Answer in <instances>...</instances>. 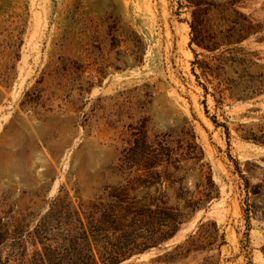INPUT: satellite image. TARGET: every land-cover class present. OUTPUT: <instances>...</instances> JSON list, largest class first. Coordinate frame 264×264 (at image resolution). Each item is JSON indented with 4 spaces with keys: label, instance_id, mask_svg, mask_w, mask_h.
Returning a JSON list of instances; mask_svg holds the SVG:
<instances>
[{
    "label": "rangeland",
    "instance_id": "rangeland-1",
    "mask_svg": "<svg viewBox=\"0 0 264 264\" xmlns=\"http://www.w3.org/2000/svg\"><path fill=\"white\" fill-rule=\"evenodd\" d=\"M194 11L212 33L240 16L251 27L220 48L235 50L219 79L193 73L195 54L214 68L221 53L190 44ZM186 122L219 188L195 217L215 223L225 244L176 263H165L173 247L129 264H264V0H0V264L30 258L33 247L16 241L57 195L78 207L119 180L130 125L154 138Z\"/></svg>",
    "mask_w": 264,
    "mask_h": 264
},
{
    "label": "trees",
    "instance_id": "trees-1",
    "mask_svg": "<svg viewBox=\"0 0 264 264\" xmlns=\"http://www.w3.org/2000/svg\"><path fill=\"white\" fill-rule=\"evenodd\" d=\"M193 5L199 10L203 4ZM239 19L241 22L233 20L225 33H212L194 11L190 44L209 53L221 52L223 45L236 46L251 33V27L243 23L246 19ZM233 50L215 56L218 65L214 68L195 54V77L200 78L195 72L198 68L203 76L219 79L225 72L223 56L233 54ZM229 60L238 62L236 57ZM200 85L209 94L208 88ZM237 85L229 90L234 93L241 83ZM216 103L221 106L222 99ZM126 135L127 146L113 167L119 180L87 200L80 199L78 207L72 206L69 193L57 195L52 200L54 209L41 218L27 240L19 237L16 241L18 248L27 243L33 247L30 258L21 255L17 264H121L173 239L184 224L219 198L212 166L206 161L194 127L187 122L154 138L148 137L144 126L130 125ZM224 244L217 225L203 223L186 243L176 245L166 255L165 263H176L192 253L219 250Z\"/></svg>",
    "mask_w": 264,
    "mask_h": 264
},
{
    "label": "water",
    "instance_id": "water-1",
    "mask_svg": "<svg viewBox=\"0 0 264 264\" xmlns=\"http://www.w3.org/2000/svg\"><path fill=\"white\" fill-rule=\"evenodd\" d=\"M208 213H209L208 211H204L203 214L207 215ZM195 218L198 219L199 224H201V220L204 219V218H202L201 215L194 217L190 222H188L182 226L181 230L177 233V235L173 239H171L168 242L160 245L158 248H153L152 250H150L149 252L144 253V254L159 255V254L167 252L168 250L172 249L176 245H179L184 239H186L188 237L187 233L190 231L193 222L196 220ZM144 254L134 256L133 258L128 259V260L122 262L121 264H129L132 261L137 260L138 258L142 257Z\"/></svg>",
    "mask_w": 264,
    "mask_h": 264
}]
</instances>
